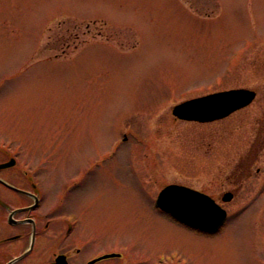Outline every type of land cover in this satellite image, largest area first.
<instances>
[{"label":"rangeland","instance_id":"374dc122","mask_svg":"<svg viewBox=\"0 0 264 264\" xmlns=\"http://www.w3.org/2000/svg\"><path fill=\"white\" fill-rule=\"evenodd\" d=\"M238 88L256 97L226 119L171 114ZM4 108L0 133L22 136L24 155L53 173L54 219H67L74 194L71 209L106 236L194 264H264V0H0ZM246 161L214 235L151 206L170 183L218 197Z\"/></svg>","mask_w":264,"mask_h":264},{"label":"flooded vegetation","instance_id":"af4514ba","mask_svg":"<svg viewBox=\"0 0 264 264\" xmlns=\"http://www.w3.org/2000/svg\"><path fill=\"white\" fill-rule=\"evenodd\" d=\"M7 115V109H2L0 120ZM26 143L22 136L0 133V165L8 164L0 169V264H194L191 257L179 249L167 248L153 253L140 240L123 241L120 237L104 235V222L87 224L71 209L74 194L68 199L67 219H54L53 210L57 209L58 202L53 201V173L42 170L39 156L24 155ZM250 164L251 161L238 164L237 171L228 175L229 179L235 178L234 182L230 181L235 186L218 197L183 184H170L207 194L224 208L237 196L242 178L250 174ZM226 193L229 202H224ZM143 195L148 198L147 194ZM155 200L152 208L163 212L155 207ZM167 215L169 223L197 236L214 235L222 229L204 232Z\"/></svg>","mask_w":264,"mask_h":264},{"label":"water","instance_id":"95a60500","mask_svg":"<svg viewBox=\"0 0 264 264\" xmlns=\"http://www.w3.org/2000/svg\"><path fill=\"white\" fill-rule=\"evenodd\" d=\"M254 98L255 92L248 89L222 91L182 102L172 109V114L183 120L209 122L249 105ZM229 200L227 193L224 201ZM156 206L183 223L204 231L217 230L226 217L225 211L208 196L177 185L165 187L158 195Z\"/></svg>","mask_w":264,"mask_h":264}]
</instances>
